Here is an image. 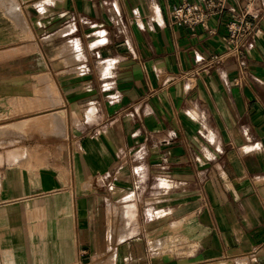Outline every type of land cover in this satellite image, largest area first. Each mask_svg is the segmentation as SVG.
Segmentation results:
<instances>
[{
  "label": "crops",
  "instance_id": "0c3cea01",
  "mask_svg": "<svg viewBox=\"0 0 264 264\" xmlns=\"http://www.w3.org/2000/svg\"><path fill=\"white\" fill-rule=\"evenodd\" d=\"M172 4L0 0V264H264V22Z\"/></svg>",
  "mask_w": 264,
  "mask_h": 264
},
{
  "label": "built area",
  "instance_id": "2783aa9c",
  "mask_svg": "<svg viewBox=\"0 0 264 264\" xmlns=\"http://www.w3.org/2000/svg\"><path fill=\"white\" fill-rule=\"evenodd\" d=\"M173 2L170 10V25L185 26L191 31L198 27L208 30L210 33V21L219 18L227 11L230 0H170ZM232 17L227 24V35L223 38L224 51L221 54L212 55L205 63V68L215 67L226 56H242L245 47L264 22V6L258 10L254 6V0H248L245 6L236 11L229 9ZM240 83V79H236Z\"/></svg>",
  "mask_w": 264,
  "mask_h": 264
}]
</instances>
